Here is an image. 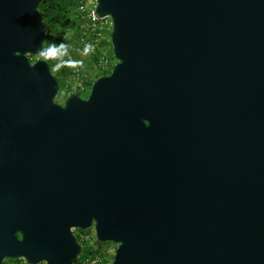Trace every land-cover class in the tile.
Here are the masks:
<instances>
[{
	"label": "water",
	"instance_id": "water-1",
	"mask_svg": "<svg viewBox=\"0 0 264 264\" xmlns=\"http://www.w3.org/2000/svg\"><path fill=\"white\" fill-rule=\"evenodd\" d=\"M43 1L0 0V264L93 225L112 264H264V0H98L117 63L64 102Z\"/></svg>",
	"mask_w": 264,
	"mask_h": 264
},
{
	"label": "trees",
	"instance_id": "trees-1",
	"mask_svg": "<svg viewBox=\"0 0 264 264\" xmlns=\"http://www.w3.org/2000/svg\"><path fill=\"white\" fill-rule=\"evenodd\" d=\"M80 0H44L40 5V12L42 18L49 20L50 27L47 31V39H46V48L44 47V52L49 47L58 48L60 51L57 53L59 55V61L64 62L63 70H67L68 73L73 72L71 67V52H70V45L76 42L78 49H83L82 37H88L89 39L92 37L89 35V31L82 26L83 21L85 20L84 14L79 11L78 5ZM43 52V53H44ZM41 54L42 57L47 59L50 62V59H55V56L45 57ZM84 53L93 59L94 66L98 68L101 64V59L104 53L99 49L96 48L94 51H91L87 54L85 51ZM107 55V54H106ZM39 56V57H41ZM108 60L111 63V58L109 54L107 55ZM37 58L35 55L32 56V61H35ZM113 64H110L108 68H99L102 75L110 74L111 68ZM75 70V69H73ZM63 71V72H64ZM81 78L83 80V84L85 87L91 88L94 79L90 76L89 72L87 71H79ZM66 88V86L64 87ZM63 89V88H62ZM61 89V90H62ZM61 92V91H60ZM83 94V93H82ZM80 94V95H82ZM86 250V255L84 260L91 256H100V261L96 264H110L109 261L106 259L105 254L100 250H95L90 242H81ZM97 243L104 244L97 239ZM83 260V259H82ZM79 260L76 261L78 264ZM112 264V263H111Z\"/></svg>",
	"mask_w": 264,
	"mask_h": 264
},
{
	"label": "built area",
	"instance_id": "built-area-1",
	"mask_svg": "<svg viewBox=\"0 0 264 264\" xmlns=\"http://www.w3.org/2000/svg\"><path fill=\"white\" fill-rule=\"evenodd\" d=\"M78 9L84 14L85 20L82 23V26L89 31V35L92 37H82L83 49L89 54L91 51H94L96 48L102 50V42L110 34L112 28V19L109 15L100 16L97 13V4L98 0H80ZM86 46H89L86 48ZM110 65V61L107 58V55L104 54L101 59V64L98 68H106ZM73 72L68 73L69 75H74V83L72 85L70 82L66 85L67 91L77 92L79 94L89 92V87H85L83 80L81 78L79 70H72ZM76 75V76H75ZM72 87V88H71ZM76 230H74L75 232ZM79 242H90L94 248V242L97 241V234L95 226L87 228L85 231L75 233ZM100 261V256H91L81 261L82 264H96Z\"/></svg>",
	"mask_w": 264,
	"mask_h": 264
},
{
	"label": "rangeland",
	"instance_id": "rangeland-1",
	"mask_svg": "<svg viewBox=\"0 0 264 264\" xmlns=\"http://www.w3.org/2000/svg\"><path fill=\"white\" fill-rule=\"evenodd\" d=\"M45 23H46L47 28H49L50 25H49L48 19H45ZM110 33H111V31H110ZM101 47H102L101 51L104 54H107V55L109 54V56L111 58L110 64H113V66L111 68H109V70L112 71L114 65L117 63V59L114 56V49H113L110 34L107 37H105V40L102 42ZM45 48H46V44H45ZM70 52L72 55V58L70 61H71V64L73 65L71 67V70L75 69V70H79V71H81V70L87 71V72H89L90 76L94 80H96L98 77H100L101 72H100L99 68L96 67V65L94 66L93 59L89 58L84 53V49H78L76 42L74 44L70 45ZM58 54L56 55L55 59H50V64L52 67V72L57 76V78L60 82L61 89L63 88L61 90V92L58 94L57 100L59 102H64L66 96L69 94V91H67V88H64V87L68 84V82H70L71 85H72V83H74V80H73L74 75L73 74L69 75L67 70H65V71L63 70L62 66H63L64 62H62V61L60 62L58 60L59 59ZM38 57L39 56H36V58H38ZM109 66H107L106 68H108ZM88 95H89V92H86V93H83L81 96L87 97ZM75 230H77V229H75ZM94 244H95L94 249L100 250L101 252H103V254H105L106 259L111 264L114 260V255L116 253V249H117L118 244L113 242V241H107L104 244H99V243H97V241H95ZM85 255H86V250L84 249V246H83V251L80 254V256L78 257V260H79L78 264H82L81 261L84 260ZM39 264H47V263L45 261H43V262H40Z\"/></svg>",
	"mask_w": 264,
	"mask_h": 264
},
{
	"label": "flooded vegetation",
	"instance_id": "flooded-vegetation-1",
	"mask_svg": "<svg viewBox=\"0 0 264 264\" xmlns=\"http://www.w3.org/2000/svg\"><path fill=\"white\" fill-rule=\"evenodd\" d=\"M85 230L86 229L77 228L75 233H79V232H82V231H85ZM18 236L21 237V234L18 233ZM3 264H29V263L27 262L26 258H24V257H18V258L5 257L3 259Z\"/></svg>",
	"mask_w": 264,
	"mask_h": 264
},
{
	"label": "clouds",
	"instance_id": "clouds-1",
	"mask_svg": "<svg viewBox=\"0 0 264 264\" xmlns=\"http://www.w3.org/2000/svg\"><path fill=\"white\" fill-rule=\"evenodd\" d=\"M89 46H86V48ZM60 50L58 48L49 47L46 49V51L43 53V55L47 58L49 56H55Z\"/></svg>",
	"mask_w": 264,
	"mask_h": 264
}]
</instances>
